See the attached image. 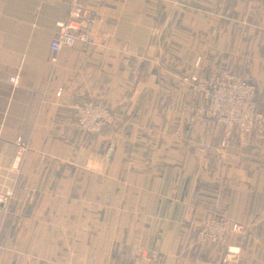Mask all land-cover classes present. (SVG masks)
Here are the masks:
<instances>
[{"label": "crops", "instance_id": "1", "mask_svg": "<svg viewBox=\"0 0 264 264\" xmlns=\"http://www.w3.org/2000/svg\"><path fill=\"white\" fill-rule=\"evenodd\" d=\"M72 1L0 0V264H264V135L222 146L185 82L238 74L264 116V0H84L98 43L52 62ZM87 102L113 116L98 134ZM221 217L244 232L197 238Z\"/></svg>", "mask_w": 264, "mask_h": 264}, {"label": "built area", "instance_id": "2", "mask_svg": "<svg viewBox=\"0 0 264 264\" xmlns=\"http://www.w3.org/2000/svg\"><path fill=\"white\" fill-rule=\"evenodd\" d=\"M94 15L85 5L84 0H73L68 15L60 17L55 23V31L51 38L49 51L51 61L55 62L63 49H71L77 44L85 46L95 45L99 37L94 33ZM125 53V48L123 49ZM136 75V71L133 73ZM8 82L17 86L19 76L12 74ZM196 91L201 100L206 101L205 115L207 118L221 124L224 146L233 132L244 137L254 133L257 137L264 135V116L259 111L256 102V88L247 80L234 73L225 72L210 80L200 81L197 78L185 79ZM77 125L88 134H98L113 121V116L101 102H87L75 105ZM246 144L243 143V146ZM17 156L11 170L17 169L23 152L27 146L19 138L16 141ZM10 192L0 194V207L7 203ZM244 227L233 224L221 217L203 224L197 238L201 241L221 242L231 234L243 233ZM131 254L135 259L146 260L150 264H157L159 254L148 253L133 248ZM238 250L228 248L224 261L233 260Z\"/></svg>", "mask_w": 264, "mask_h": 264}, {"label": "rangeland", "instance_id": "3", "mask_svg": "<svg viewBox=\"0 0 264 264\" xmlns=\"http://www.w3.org/2000/svg\"><path fill=\"white\" fill-rule=\"evenodd\" d=\"M238 75V74H237ZM239 76V75H238Z\"/></svg>", "mask_w": 264, "mask_h": 264}]
</instances>
